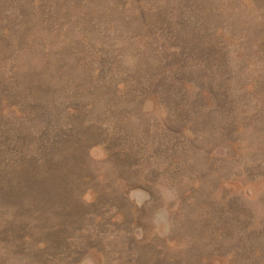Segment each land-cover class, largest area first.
<instances>
[{
	"label": "rangeland",
	"instance_id": "374dc122",
	"mask_svg": "<svg viewBox=\"0 0 264 264\" xmlns=\"http://www.w3.org/2000/svg\"><path fill=\"white\" fill-rule=\"evenodd\" d=\"M0 264H264V0H0Z\"/></svg>",
	"mask_w": 264,
	"mask_h": 264
}]
</instances>
